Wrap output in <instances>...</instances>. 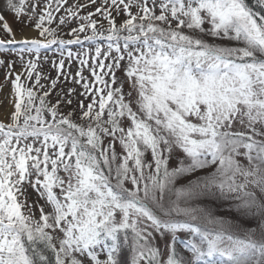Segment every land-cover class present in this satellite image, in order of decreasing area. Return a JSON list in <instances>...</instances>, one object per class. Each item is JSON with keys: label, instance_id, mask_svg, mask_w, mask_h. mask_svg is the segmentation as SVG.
<instances>
[{"label": "snow or ice", "instance_id": "snow-or-ice-1", "mask_svg": "<svg viewBox=\"0 0 264 264\" xmlns=\"http://www.w3.org/2000/svg\"><path fill=\"white\" fill-rule=\"evenodd\" d=\"M0 33V264H264V0H4Z\"/></svg>", "mask_w": 264, "mask_h": 264}, {"label": "rangeland", "instance_id": "rangeland-1", "mask_svg": "<svg viewBox=\"0 0 264 264\" xmlns=\"http://www.w3.org/2000/svg\"><path fill=\"white\" fill-rule=\"evenodd\" d=\"M3 4H4V1H3V0H0V6H2ZM4 15H5L6 18L8 19L9 23L12 24L14 31H16V33H17V38H20V27H21V26H20V25H17V24L14 22L13 16H12L10 13H8V12H4ZM31 33H32V34H30V35L27 34V35H28V36H33V35H35V32H32V31H31ZM24 34H26V30H25ZM0 38H3V37H2V33H0ZM54 47H55V46H54ZM43 54H44V53H42V55H43ZM47 55H49V57H51V56H52V52L49 51V52L47 53ZM49 67H50V66H47V67H46V70H48ZM16 70H17V71L20 70L19 65H17ZM52 74L54 75L55 73L53 72ZM3 83H4V72H3V69H0V84H3ZM10 89H11V85L9 84V85L5 86V87L3 88L2 91H0V101H3V105H0V114H2V113L4 112V110L7 108L8 101L5 99V97L8 96V94H9V92H10ZM2 118H3L2 115H0V119H2Z\"/></svg>", "mask_w": 264, "mask_h": 264}, {"label": "trees", "instance_id": "trees-1", "mask_svg": "<svg viewBox=\"0 0 264 264\" xmlns=\"http://www.w3.org/2000/svg\"><path fill=\"white\" fill-rule=\"evenodd\" d=\"M249 3L254 7V9L256 8V0H249Z\"/></svg>", "mask_w": 264, "mask_h": 264}, {"label": "bare ground", "instance_id": "bare-ground-1", "mask_svg": "<svg viewBox=\"0 0 264 264\" xmlns=\"http://www.w3.org/2000/svg\"><path fill=\"white\" fill-rule=\"evenodd\" d=\"M3 1H4V0H3ZM27 34H29V35H30V34H32V33H31V31H29V30H26V34H25V35H27Z\"/></svg>", "mask_w": 264, "mask_h": 264}]
</instances>
